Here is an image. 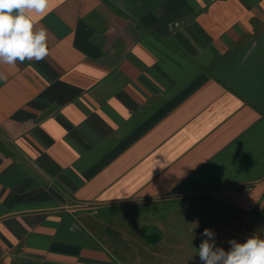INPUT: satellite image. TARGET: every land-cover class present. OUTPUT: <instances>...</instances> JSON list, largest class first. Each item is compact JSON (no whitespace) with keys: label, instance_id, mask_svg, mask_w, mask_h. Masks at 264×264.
Wrapping results in <instances>:
<instances>
[{"label":"crops","instance_id":"obj_1","mask_svg":"<svg viewBox=\"0 0 264 264\" xmlns=\"http://www.w3.org/2000/svg\"><path fill=\"white\" fill-rule=\"evenodd\" d=\"M35 27L48 55L0 65V264H173L264 188V0H53Z\"/></svg>","mask_w":264,"mask_h":264},{"label":"clouds","instance_id":"obj_2","mask_svg":"<svg viewBox=\"0 0 264 264\" xmlns=\"http://www.w3.org/2000/svg\"><path fill=\"white\" fill-rule=\"evenodd\" d=\"M53 6V0H0V65L42 61L49 52L47 29L35 25ZM7 78L0 72V80ZM197 255L203 264H264V238L254 234L245 242L229 240L228 251L216 246L215 233L205 228Z\"/></svg>","mask_w":264,"mask_h":264},{"label":"rangeland","instance_id":"obj_3","mask_svg":"<svg viewBox=\"0 0 264 264\" xmlns=\"http://www.w3.org/2000/svg\"><path fill=\"white\" fill-rule=\"evenodd\" d=\"M260 189L251 193L246 199L238 196L229 203L224 200L225 202L213 213L195 216V219H199L197 225L189 227L190 224H184L181 231L177 229L179 232H173L176 234L174 237L176 246L169 249L168 258H173V264H203L197 255V250L202 240L206 239L202 235L205 228L215 233L216 246L225 251L231 247L229 240L243 243L254 234L264 238V200H262L264 188Z\"/></svg>","mask_w":264,"mask_h":264}]
</instances>
